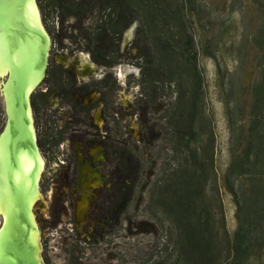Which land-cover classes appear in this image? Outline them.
<instances>
[{
    "label": "rangeland",
    "instance_id": "1",
    "mask_svg": "<svg viewBox=\"0 0 264 264\" xmlns=\"http://www.w3.org/2000/svg\"><path fill=\"white\" fill-rule=\"evenodd\" d=\"M178 2L185 25L178 41L185 57L178 51L182 60L172 68L180 66L183 71L178 74L169 69L171 62L160 65L156 60L159 73L149 79L137 59L138 22L120 39L119 63L105 72L89 64L88 44L77 31L67 32L76 20H68L62 34H72V38L61 39L55 16L44 22L36 0L51 39L49 63H73L65 79L71 81L84 63H88L87 75L93 71L96 81L111 73L114 147L129 157L118 168L121 176L115 182L119 205L127 204L125 212L104 231L97 233L88 227L79 231V237L72 229L73 203L61 192L66 180L51 181L58 159L41 154L49 181L40 184H45L44 202L34 212L44 264H201L198 254L189 252L183 232L164 204L168 190L175 192L187 184L186 169L197 171L199 189L203 188L199 211L208 221L204 240L207 264H264V140L257 137L264 133V111L254 109V87L264 82V0ZM148 43L146 40L145 45ZM188 58L201 77L203 90L191 145L197 159L187 153L186 142L177 138L170 125L179 118L186 123L187 114L181 108L185 99L181 100L178 82L161 83L172 76L186 82ZM5 126L0 98V135ZM61 126L59 116L50 119L52 136ZM211 132L216 179L209 166ZM126 175L128 189L120 180ZM84 234L95 239L88 241L89 246L78 244ZM77 245L85 250L79 252Z\"/></svg>",
    "mask_w": 264,
    "mask_h": 264
},
{
    "label": "trees",
    "instance_id": "2",
    "mask_svg": "<svg viewBox=\"0 0 264 264\" xmlns=\"http://www.w3.org/2000/svg\"><path fill=\"white\" fill-rule=\"evenodd\" d=\"M37 2L44 22L51 15L55 16L60 27L58 37L61 39L72 38V34L69 36L62 34L68 20H76L73 26L67 28V32L77 31L88 44L86 48L92 60L99 65L114 67L119 63L120 39L137 22L139 23L137 59L140 60L139 66L144 68L142 69L144 77L150 79L151 74L155 76L159 73L160 68L154 65L156 60L160 65L171 62L168 67L172 70L173 65L182 60L181 57H185L181 53L182 42L178 41V37L183 36L185 31L183 10L178 0H37ZM146 40L149 42L148 45H145ZM178 51H180L178 55L182 54L181 57H178ZM186 64V82L182 83L180 77L177 80L172 76L169 81L161 80V83L178 82L179 92L183 96L181 100L185 99L181 108L187 114L186 123L179 118L175 123L171 121L170 125L175 129L177 138L186 142L187 153L197 159V153L191 145L195 142V128L203 105L202 81L191 59L188 58ZM173 70L178 74L183 71L180 66ZM154 80L157 79H152V83ZM254 94L255 111H264V82L254 87ZM185 124L186 129L183 128ZM257 137L264 140V133H258ZM208 144L209 166L213 179H216L213 132L208 137ZM184 175L187 179L184 187L177 188L175 192L168 190L165 193L168 196L164 197L165 209L183 232L189 252L197 253L201 264H207L205 258L208 250L204 240L208 221L199 211V202L203 194V188L199 189L201 179L195 169H186Z\"/></svg>",
    "mask_w": 264,
    "mask_h": 264
},
{
    "label": "flooded vegetation",
    "instance_id": "3",
    "mask_svg": "<svg viewBox=\"0 0 264 264\" xmlns=\"http://www.w3.org/2000/svg\"><path fill=\"white\" fill-rule=\"evenodd\" d=\"M92 61L89 64L105 72L113 68ZM87 64L79 66V71L69 81L65 76L71 74L72 62L61 64L48 61L46 77L30 98L38 149L40 154L58 159L59 164L51 181L60 177L66 180L61 192L73 203L72 229L79 237L82 236L79 231L88 227L98 230L97 233L104 231L123 215L127 205H119L115 184L121 176L118 168L129 157L114 147L111 73L104 74L101 80L96 81L93 71L87 75ZM55 116H59L62 126L52 136L48 126ZM45 169L40 184L49 181L45 178L48 177L46 163ZM120 180L128 189L129 175ZM44 185L39 187L42 196ZM86 199L87 215L83 221H79L78 207ZM42 202L44 198L38 204ZM91 217L94 220L91 221ZM90 240H95L93 235H85L78 244L89 246ZM79 245V252L82 253L85 249Z\"/></svg>",
    "mask_w": 264,
    "mask_h": 264
},
{
    "label": "bare ground",
    "instance_id": "4",
    "mask_svg": "<svg viewBox=\"0 0 264 264\" xmlns=\"http://www.w3.org/2000/svg\"><path fill=\"white\" fill-rule=\"evenodd\" d=\"M5 8L10 12L5 14ZM45 44L50 45V38L36 0H0V88L7 114V125L0 136V264L16 262L7 255L6 245L15 236L24 209L29 222V226L22 225L26 249L34 253L38 264H43L34 210L43 200L39 187L46 169L27 103L46 74ZM21 99L26 106L21 107ZM30 136L36 147L30 143ZM87 211L88 199L79 205L78 218L83 220Z\"/></svg>",
    "mask_w": 264,
    "mask_h": 264
},
{
    "label": "water",
    "instance_id": "5",
    "mask_svg": "<svg viewBox=\"0 0 264 264\" xmlns=\"http://www.w3.org/2000/svg\"><path fill=\"white\" fill-rule=\"evenodd\" d=\"M2 11L5 14L10 12V10H7L6 8L2 9ZM50 49H51V39H50V45L47 46L45 44L42 48V52H43V55L45 58V63H47L49 61ZM47 67H48V65H47ZM46 71H47V69H46ZM45 77H46V74H45L44 78ZM43 80H42V82H43ZM19 87H20V91H22L23 86L21 83L19 84ZM0 98L3 101L4 111L6 114L4 98H3L2 93H1V88H0ZM20 105H21V107L26 106V103L21 99ZM27 105L31 109V105H30L29 101H28ZM6 125H7V114H6ZM5 128H6V126H5ZM5 128H4V131H5ZM29 140H30V143L33 144L32 143L33 142L32 136H30ZM33 145L36 147L35 143ZM25 211H26L25 209L22 211V213L20 214L22 216L21 217L22 219H21V221L19 220V222L15 226V236L12 237L11 240L9 241V243L6 245L7 255L16 260L15 264H38V262L34 258V253L32 251H29V252L27 251L26 246H25V242H24L25 241V233L22 231V225L26 224L29 226V222H28L27 216L25 214ZM5 264H10V263L8 261H6Z\"/></svg>",
    "mask_w": 264,
    "mask_h": 264
}]
</instances>
